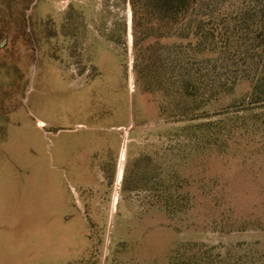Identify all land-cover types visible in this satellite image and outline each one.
I'll return each mask as SVG.
<instances>
[{"label":"rangeland","instance_id":"1","mask_svg":"<svg viewBox=\"0 0 264 264\" xmlns=\"http://www.w3.org/2000/svg\"><path fill=\"white\" fill-rule=\"evenodd\" d=\"M133 34L128 0H0V264H264V105L221 112L249 81L205 105L229 134L206 152L172 70H145L172 44Z\"/></svg>","mask_w":264,"mask_h":264},{"label":"trees","instance_id":"2","mask_svg":"<svg viewBox=\"0 0 264 264\" xmlns=\"http://www.w3.org/2000/svg\"><path fill=\"white\" fill-rule=\"evenodd\" d=\"M128 3L136 49L151 38L172 44H165L162 49V68L153 63L156 55L150 53L145 58L146 72L156 79L155 68L167 73L172 70L171 85L194 103L183 112V117H206V152L218 145L221 149L220 137L229 136L225 132L227 121H218L217 125L209 119L211 111L204 106L222 94L233 93L241 81H249L252 90L221 111L224 116L235 117L234 121L246 120V115L240 116L241 111L264 105V0H243L241 4L231 0H128ZM166 54L171 57L166 58ZM136 70L141 74L139 65ZM161 82L165 84L164 80ZM258 121L264 128V111ZM164 192L165 206L175 212V201L180 195L172 185ZM203 245V248L196 245L200 251L197 256L188 254L177 264H257L261 259L249 256L246 262L243 255L236 257L231 250L226 255Z\"/></svg>","mask_w":264,"mask_h":264},{"label":"flooded vegetation","instance_id":"3","mask_svg":"<svg viewBox=\"0 0 264 264\" xmlns=\"http://www.w3.org/2000/svg\"><path fill=\"white\" fill-rule=\"evenodd\" d=\"M103 167L107 168L108 167V164L107 165H103Z\"/></svg>","mask_w":264,"mask_h":264}]
</instances>
